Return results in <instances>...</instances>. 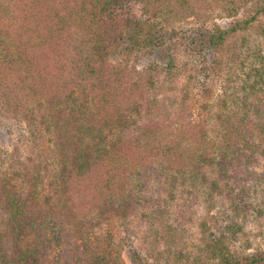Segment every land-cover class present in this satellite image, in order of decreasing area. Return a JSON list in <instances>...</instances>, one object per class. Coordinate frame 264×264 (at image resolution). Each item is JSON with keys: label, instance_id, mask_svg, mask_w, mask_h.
<instances>
[{"label": "trees", "instance_id": "1", "mask_svg": "<svg viewBox=\"0 0 264 264\" xmlns=\"http://www.w3.org/2000/svg\"><path fill=\"white\" fill-rule=\"evenodd\" d=\"M225 1L240 0H0V90L14 79L9 111L27 129L11 162L0 155V264H125L114 238L120 221L138 219L161 237L178 200L225 202L232 219L253 207L264 180V53L248 51L259 65L239 75L233 52L219 92L214 80L227 41L264 5L233 24L170 21ZM133 55L147 58L137 77L112 65ZM181 67L198 84V113L187 108L190 91L161 105ZM161 108L164 119H154ZM204 119L212 131L179 140ZM232 221L225 230L235 237L242 228ZM213 235L193 242L200 258L264 264V252L240 255L224 233Z\"/></svg>", "mask_w": 264, "mask_h": 264}, {"label": "rangeland", "instance_id": "2", "mask_svg": "<svg viewBox=\"0 0 264 264\" xmlns=\"http://www.w3.org/2000/svg\"><path fill=\"white\" fill-rule=\"evenodd\" d=\"M261 5H264V0H240L235 5L225 1L222 6L213 5L212 9L206 10V4H201L199 7L200 11L198 10L192 14L174 13L170 21L177 28H189L201 24L209 27L214 24H233L235 21H243L254 15ZM230 7H236L237 9V13L233 16H230V13L226 10ZM253 50L264 53V14L258 17L246 30L238 31L227 41L226 51L221 54L222 71L216 75L214 90L219 92V80L223 78V67L227 68L229 63L232 65L233 52L239 55L237 58L238 64H236L238 66L236 71H238L239 75H245L248 72V68L259 65H257V60H255L254 56L251 58L248 56V51L251 52ZM178 58L182 64L187 61L181 54ZM243 59H247L248 66L242 70L239 64ZM146 61V57L133 55L120 60H113L112 65L125 69L128 74L130 73L131 77H137L145 69ZM189 75L190 73L181 67L180 73L178 71L175 73L173 82L165 84L163 87V94H161L160 99L163 101V98L180 97L185 91H190L191 98L187 108L190 109L191 106L194 109V113H198V107L201 105L202 99L195 95L198 84L194 80L188 79ZM13 81V78L6 80L0 90V106L2 107L0 108V121L1 123L3 122L0 125V155L7 164L14 159L15 146L22 144L16 143L18 135L23 133L26 136L27 134V129L22 122L24 120L23 114L9 111L14 106L11 104L12 91L10 89L13 88ZM164 104L168 105L164 101L161 102L162 106ZM6 105L8 108H5ZM4 109H7V111H4ZM162 110L164 108L156 110L154 119H164L165 115ZM207 119L212 120V117ZM160 121L163 122L162 120ZM9 122L14 125L12 129L10 127L12 134L9 133ZM204 122L205 119L203 121L200 120L195 128H189L184 131L179 136V140L186 143V141L196 139V133H199L204 127L212 131L213 129L207 128ZM17 128L18 130H16ZM25 139V137L22 138V140ZM164 139H169V136H165ZM199 145L202 148L204 147V144L199 143ZM183 147L188 148L189 146L183 144ZM24 148L20 147L22 154L26 152L25 145ZM257 172L264 179V163L257 168ZM262 182L258 186V190L253 193V207L249 211L247 210L245 214L235 216L234 219L231 218L233 214L228 210L227 203L223 202L222 204L219 200L210 202L205 196H202L197 202L198 204L193 207L190 203L185 205L181 200L173 203L174 205L170 207L172 217L169 219L172 228L171 230L169 228L166 231L164 229L160 231L161 237H158L156 232H153L138 219V222L136 220L120 221L114 229L116 251H118L117 253L120 254L125 264H217L216 261L208 259L203 254H201L200 258V253L193 248V242L196 245H201L205 237L210 238L213 234L219 236L224 233L226 243L237 254L248 255L260 251L264 252V180ZM243 215H246V219H244ZM232 220L236 221L238 226L242 228L235 237L232 236L231 230H225L226 225H232ZM203 222L205 226H202ZM178 253H181L180 257H178Z\"/></svg>", "mask_w": 264, "mask_h": 264}]
</instances>
